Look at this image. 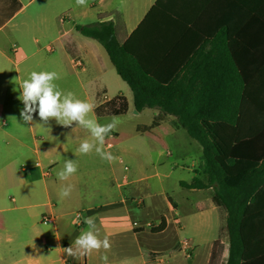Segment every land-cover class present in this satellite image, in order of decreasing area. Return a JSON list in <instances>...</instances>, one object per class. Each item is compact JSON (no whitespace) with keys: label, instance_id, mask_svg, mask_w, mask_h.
<instances>
[{"label":"crops","instance_id":"crops-1","mask_svg":"<svg viewBox=\"0 0 264 264\" xmlns=\"http://www.w3.org/2000/svg\"><path fill=\"white\" fill-rule=\"evenodd\" d=\"M156 2L88 0L81 7L75 0H0V264H105L104 256L107 264H214L212 260L219 256L215 254L218 232L208 236L197 230L198 220L204 215L217 224L215 189L181 186V182H191L198 175L201 162L192 159V154L197 152L202 157V147L180 134L179 127L169 142L136 129L143 149L124 145L115 128L103 145L115 158L108 162L95 151H78L80 143L92 137L75 122L65 127L53 119L42 127L34 116V124L18 123L23 108L18 99L20 85L33 71H55L59 76L55 83L62 91H71L95 107L124 94L129 110L134 109L128 84L123 81L130 88L132 105L126 92L115 89L120 76L103 45L81 34L76 26L112 22L122 44ZM16 3L20 8L8 17L9 7L15 8ZM262 4L264 0H177L176 10L185 20L203 23L200 27L211 33L222 21L250 24L249 8L235 15L234 7L259 9ZM31 6L32 11L27 13ZM208 31L200 30L194 37L203 39ZM242 31L244 37L259 32L248 25ZM209 49L214 52V47ZM229 49L240 56L237 63L230 61L227 65L260 67L246 57L249 41ZM256 50L261 49L257 46ZM90 115L101 124L114 116H98L95 108ZM168 117L177 126L176 118ZM65 158L75 160L78 170L62 181L57 172ZM46 171L51 175L46 176ZM69 184L73 191L62 198L60 192ZM172 188L177 195L171 193ZM47 214L55 220L43 224L42 217ZM88 217L95 218L99 237H108L111 248L79 258L68 256L63 248L87 229ZM162 219L165 228L152 232ZM185 239L193 246L189 256L181 245ZM220 253V264H226L229 244Z\"/></svg>","mask_w":264,"mask_h":264},{"label":"trees","instance_id":"trees-1","mask_svg":"<svg viewBox=\"0 0 264 264\" xmlns=\"http://www.w3.org/2000/svg\"><path fill=\"white\" fill-rule=\"evenodd\" d=\"M176 3L157 0L122 44L112 22L77 25L76 29L103 45L117 74L131 88L137 113L159 110L151 124L137 127L139 132L147 133L173 116L201 145L203 163L198 175L181 186L215 189L226 212V264H264V4L259 9L234 7L235 15L249 8L250 24L222 21L210 33L200 27L203 23L185 20ZM15 5L9 7L8 17L20 8L19 3ZM247 25L259 32L241 36ZM197 30L213 36L194 37ZM246 41V57L260 67L227 65L237 63L240 56L229 47L236 49ZM128 110L124 94L95 107L98 116L122 115ZM165 226L162 219L151 231Z\"/></svg>","mask_w":264,"mask_h":264},{"label":"clouds","instance_id":"clouds-1","mask_svg":"<svg viewBox=\"0 0 264 264\" xmlns=\"http://www.w3.org/2000/svg\"><path fill=\"white\" fill-rule=\"evenodd\" d=\"M77 6H86L88 0H75ZM59 79L55 71H33L29 77L20 85V95L18 99L22 102L23 108L20 110V122L22 125L34 124V116H38L42 127L47 125L50 120H55L59 125L68 127L74 122L90 132L91 140H83L78 148L81 154H89L95 151L102 159L112 162L113 155L103 149L106 137L117 126V120L101 124L90 114L94 112L95 105L87 100L78 99L71 91H62L56 80ZM9 119L17 121L15 116ZM38 167V165H37ZM78 170L75 160L64 159L63 168L57 172V176L62 181H67ZM73 191V185L65 186L60 196L67 198ZM87 229L75 239L73 244L63 248V251L71 257L79 258L93 251L101 249L109 250L111 243L108 237L101 239L96 228L94 217L85 219ZM107 264V256L102 257Z\"/></svg>","mask_w":264,"mask_h":264},{"label":"rangeland","instance_id":"rangeland-1","mask_svg":"<svg viewBox=\"0 0 264 264\" xmlns=\"http://www.w3.org/2000/svg\"><path fill=\"white\" fill-rule=\"evenodd\" d=\"M31 11H32V6L28 8L26 12L30 13ZM118 79H117V86H115V89H117V92L119 91L126 92V94H128L130 97L131 105H132V97L130 96V92H128L130 88L123 82V80H121L120 78ZM158 111H159L158 109H145L141 113H137L134 109H130L128 110L126 114L114 115L113 117L108 118V120H106L105 123H109L113 120V118H115L117 120V126H116L117 132L120 136L118 140L122 141V143L126 146H132V147H137L139 149H143L144 146L142 143V137L140 136L139 133H137L136 129L140 125L145 126V125L151 124L153 121L154 115L159 113ZM166 119L169 121H165V122L163 121L160 124V127H158L157 129L151 130L150 132H147L145 135L152 136L154 134L156 137L159 138L161 142L162 141L169 142L171 140L172 132H174L175 129H177V127H179L180 134L183 133V135L187 139L193 141L197 147L199 148L201 147V145L197 141L193 140L192 138L188 136L186 131L182 129L179 126V124H177L176 126V123L171 117H167ZM192 155H193L192 159H195L197 163L201 162V165H202L203 163L202 157H199V154L197 152H195ZM147 168L149 171H151L152 169V164H149V161L147 164ZM184 174L185 173H183L182 176H184ZM177 175L180 176V174H177ZM200 177L205 178L203 175H201ZM171 193H174L177 195L176 190L173 188L171 189ZM215 196H216V204H217V211H218L216 215L217 224L214 223V220H213V223H211L210 217L204 215L202 217V220H198L197 230L200 231L201 233L209 234L208 236L215 235L218 232L217 239L219 240V244L216 247L217 253L215 252V254H218L219 256L218 257L215 256L212 262L214 264H220L221 259H222L220 252L224 249L226 244H229V241H228V236L226 232V212L222 208L217 195ZM178 226H180L181 228V224H179Z\"/></svg>","mask_w":264,"mask_h":264},{"label":"built area","instance_id":"built-area-1","mask_svg":"<svg viewBox=\"0 0 264 264\" xmlns=\"http://www.w3.org/2000/svg\"><path fill=\"white\" fill-rule=\"evenodd\" d=\"M125 169H127V167H125ZM46 176H50L51 173L49 171H46L45 173ZM77 217L80 219L81 218V214H77ZM55 220V216L53 215H44L42 217V223L43 224H49V223H52L53 221ZM182 249L184 250L185 252V255L189 256L190 255V251L193 249V246L191 244V242L187 239H185L183 242H182Z\"/></svg>","mask_w":264,"mask_h":264}]
</instances>
